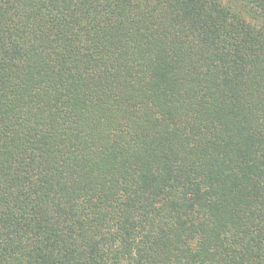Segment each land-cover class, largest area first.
<instances>
[{
	"label": "trees",
	"instance_id": "1",
	"mask_svg": "<svg viewBox=\"0 0 264 264\" xmlns=\"http://www.w3.org/2000/svg\"><path fill=\"white\" fill-rule=\"evenodd\" d=\"M0 264H264V0H0Z\"/></svg>",
	"mask_w": 264,
	"mask_h": 264
}]
</instances>
